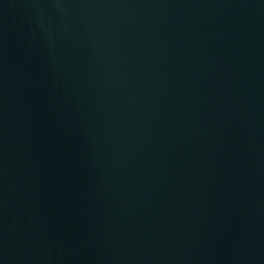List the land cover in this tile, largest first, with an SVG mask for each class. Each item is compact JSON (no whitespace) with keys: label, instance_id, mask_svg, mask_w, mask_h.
Instances as JSON below:
<instances>
[{"label":"water","instance_id":"obj_1","mask_svg":"<svg viewBox=\"0 0 264 264\" xmlns=\"http://www.w3.org/2000/svg\"><path fill=\"white\" fill-rule=\"evenodd\" d=\"M0 264H264V0H0Z\"/></svg>","mask_w":264,"mask_h":264}]
</instances>
